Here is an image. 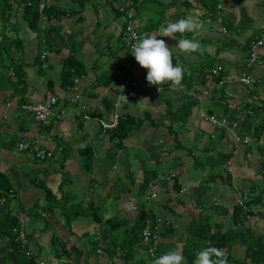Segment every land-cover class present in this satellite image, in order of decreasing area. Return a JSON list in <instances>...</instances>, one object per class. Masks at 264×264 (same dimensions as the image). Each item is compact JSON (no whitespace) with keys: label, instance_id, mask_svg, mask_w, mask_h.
Segmentation results:
<instances>
[{"label":"crops","instance_id":"obj_1","mask_svg":"<svg viewBox=\"0 0 264 264\" xmlns=\"http://www.w3.org/2000/svg\"><path fill=\"white\" fill-rule=\"evenodd\" d=\"M50 1L55 2H45ZM91 1L83 8L66 3V15L49 22L43 19L38 32L27 29L17 12L11 16L12 29L7 30V35L17 33L21 39V44H15V60L24 71V102L52 93L58 97L55 114L80 110L108 120L116 94L123 91L127 100L120 107L121 117L140 119L121 141L112 138V129L102 132L96 121L84 122L74 114L62 120L54 115L48 125L36 126L20 107L14 81L5 86L0 81V171L12 184L9 197L14 203L8 206L25 218L36 259L47 264H152L166 251L178 249L186 264H192L185 246L192 226L200 232L197 226L205 220L210 233H249L245 241L242 234L234 235L230 240L234 243L221 248L237 260L233 264H242L247 247L259 238L264 242V210L239 224L232 215L239 195L253 200L259 193L264 199V43L259 46L262 64L245 61L249 40L264 36V0H218L220 12L214 19L198 7L186 10V17L204 23L191 38L200 42V51L181 52L175 46L177 39L157 37L171 48L173 65L184 70L190 60L212 58L228 95L221 99L216 83L208 81L209 92L200 101L190 94L193 88L204 87L197 83L188 90L183 84L168 89L171 82L150 85L147 69L138 64L123 37L118 39L123 36V21L110 18V10L103 8H109L105 0ZM70 9L77 13L69 14ZM171 12L162 24L148 30L149 35H159ZM73 50L85 68L73 86L64 87L63 60ZM241 72L253 76L255 83L226 82ZM8 74L14 77L12 69ZM133 81L147 87L130 89ZM185 94L197 103L185 122L173 121L166 111L180 107ZM250 103L257 108L246 106ZM200 104L207 113H228L236 121L234 129L209 125L198 114ZM256 126L263 128L259 138L252 134ZM235 133L249 135L251 140L235 144ZM23 139L51 150L56 159L38 160L29 149H18ZM146 180L153 181L152 188L149 182L144 186ZM152 192L156 197L147 199ZM146 202L157 235L151 244L154 256L148 253L150 240L144 242L136 232V220Z\"/></svg>","mask_w":264,"mask_h":264},{"label":"trees","instance_id":"obj_2","mask_svg":"<svg viewBox=\"0 0 264 264\" xmlns=\"http://www.w3.org/2000/svg\"><path fill=\"white\" fill-rule=\"evenodd\" d=\"M61 1L62 4L60 3ZM88 1L90 0H55L54 3L53 1L45 2L43 7L40 8V0H0V62L2 63V65L6 62V66L10 70L12 69L14 73V92L15 95L17 93V95L19 96L20 106L22 103H24V99L22 98L25 93V87L23 86L24 80L22 79L24 71L22 70L21 64L17 63L15 60L17 58V56L15 57V49L17 48L15 44H21V39L17 36V33L7 35V30H11L13 27L11 26V24L7 25L11 21V16L17 12H20V17L25 22L26 28L32 32H38L42 29L41 22L43 21V19H45L46 22H49L53 19H60L62 16L66 15V9H64V5L66 3H75L77 6H79V8H83ZM105 2L109 3V10L113 12L116 17L120 14H125V11L129 9L134 10V16L137 18L146 16L147 24L145 28L147 31H151L152 29L162 24L167 12L170 10L172 11L169 14L170 21L173 22L180 18L186 17V10L193 7L203 9V11L210 14V17L213 19L217 18V14L218 12H220L218 0H105ZM116 2L121 3L119 6H123V11H120L119 8L116 7ZM76 13L77 10H69V14L71 15ZM125 23L126 20H124L122 23L123 28ZM47 30L48 28L46 27L45 31ZM183 35L185 38L191 39L193 33H184ZM122 37L123 36L119 35L118 39H122ZM175 37L178 40L179 38H181V34L177 33L175 34ZM44 38V40L50 41L49 37L45 36ZM123 47L124 46H121V48ZM12 49H14V51L11 53ZM3 50H6L7 52L9 51V53L3 55ZM203 58L204 59L201 60L199 65L194 64L188 66L187 69H185L181 84H183L187 90L191 89L193 87V84L195 83L199 84L200 86H206L208 81V74L211 76V83H216L221 80L223 76L221 72H217V74L211 73V69H213V63L211 61L212 58L207 55ZM84 68L85 67L82 62L77 59L75 51H71V53L68 54L63 60V67L61 69L62 85L64 87L73 86L75 84V77L81 76ZM110 81L111 79L107 82V84L110 83ZM218 88L221 99L224 100L226 96L225 89H223L222 87ZM196 103L197 102L193 98L187 97V95L185 94V99L182 102L181 106L173 111L167 110L166 114L173 121L180 120L185 122L191 115V109L192 107H194V105H196ZM110 105L111 104L108 102L107 107H110ZM246 106L250 107L252 110H255L257 108V105L253 103H250ZM139 120V118H135L129 115L121 117L118 126L111 130L112 138H116L118 141L126 138L131 129H133L135 122ZM141 123L142 121H140V124ZM243 126L244 124H242L241 128ZM262 129L263 128H259L258 126L254 127V130H252L253 136H255V138H259L261 132L263 131ZM246 131H249V128H246ZM223 155L226 156V158L230 157V155L227 154ZM87 160H89V157ZM198 161L199 160L197 159L196 166H198ZM223 161H225V157L220 161V164L224 163ZM261 166L264 169V160L261 163ZM219 171L223 172L224 170L220 169ZM219 175L221 176L222 174L219 173ZM227 176L228 178L230 177L228 172ZM213 178H215L214 173ZM149 181L146 180L144 186ZM11 189L12 184L8 176L0 171V198L5 196L6 192L4 191H7V197H5L4 205L0 204V264H36L35 258L38 256V254L35 253L33 254V256H27L25 253L26 249L24 250L20 242L15 239L13 228L18 224V213L12 211L8 206L12 199L8 196V191ZM47 195L49 194L47 193ZM247 203L250 206L254 204L263 206L264 199L260 197L258 193L255 197H253V200H248ZM31 212L35 213L36 211L32 209ZM232 215L234 217L235 224L241 223L242 220L246 218L245 212L237 203H235V206L233 207ZM147 220L151 222V219L148 217V210L145 209V207H143L142 205L136 220V225L138 226L136 232H140L141 238V230L145 226ZM200 222L201 223L197 226L198 229L200 228V232L195 230V226H192L190 231L191 237L189 238V241L185 246L187 261H189L188 263L193 264L196 253L204 247L215 246L218 248H222L224 246H227L229 248L232 243H234L233 241H230L234 238V235L242 234L241 237L243 241H245L250 236L249 233H235L234 230L227 233H222L220 231L210 233L209 223L205 220H202ZM27 238L28 240L30 239V236L28 234ZM259 239L260 241L256 240L247 247V257L246 260L244 259L242 261V264H264V242L261 240V238ZM153 240L154 239L152 238L150 239V245L153 243ZM134 241H136V239ZM224 251L227 253L228 264H233L237 261L230 255V252L227 249Z\"/></svg>","mask_w":264,"mask_h":264},{"label":"built area","instance_id":"obj_3","mask_svg":"<svg viewBox=\"0 0 264 264\" xmlns=\"http://www.w3.org/2000/svg\"><path fill=\"white\" fill-rule=\"evenodd\" d=\"M46 0H40V8L43 7ZM116 7L119 8L120 11H123V6L117 5ZM134 10L129 9L125 11V20L126 23L124 25L122 34L123 39L126 48L131 51V45L136 42L134 37H140L145 34L149 35V32L146 30V21L142 18H137L134 16ZM264 43V36H259L251 39L248 44V55L245 58L246 62H249L250 64L256 63L257 65L262 64V60L259 58V46H261ZM218 70L216 68L211 69V73L217 74ZM208 81H210L211 76L207 75ZM207 81V82H208ZM223 79L216 82V87H222L223 85ZM237 81L241 83L242 85H252L255 83V78L251 76L250 74L246 72H241L236 79L232 80H226V82H233ZM224 86V85H223ZM147 87V84L144 82H138L133 81L131 86H129L130 89L140 90ZM161 88V87H160ZM175 88V87H174ZM180 88H182L180 86ZM159 88H157L158 90ZM168 89L173 90V87L168 86ZM210 87L204 86L200 88H194L190 92V94L196 98V100L200 101L202 99L203 95H207L209 92ZM225 94L228 95V92L225 89ZM123 95L125 96V92H118L115 96V100L112 102L111 106V117L108 120H105L97 115H90L87 113H82L80 110H76L74 113H66L60 111L58 114H55L54 108L57 105L58 97L55 94L49 93L42 97L39 100L36 101H26L21 104V109L29 114L31 120L36 126H46L49 124V121L52 116L55 115L57 120H62L64 118L69 119L71 116H80L81 119L84 122H87L89 120H94L97 122V124L100 126L102 132H106L107 130L114 129L118 126L119 120L121 118L120 113V107L124 104L125 100L123 98ZM75 98L78 99L79 95L76 94ZM232 106V105H231ZM74 114V115H72ZM198 114L201 119L206 121L209 125L221 129H234L236 125V121H232L229 119L228 113L221 115H217L216 113H207L203 106L200 104L198 107ZM234 143L240 144V143H246L251 140V137L249 135H238L234 134ZM18 149H29L31 152H33V155L38 160H50L54 161L56 159L53 152L49 149H45L42 147L34 146L33 144H30L28 141H25L24 139L21 140L18 143L17 146ZM230 163V161L228 162ZM230 169V168H229ZM163 176H161L162 178ZM153 181L149 182V188H152ZM12 193V190L9 191V194ZM156 194L154 192L150 193L147 196V199L155 198ZM248 199L245 196L239 195L236 203L242 208V210L245 212V217L249 219L251 216L258 214L259 212H262L264 210L263 206H250L247 203ZM5 198H0V204H4ZM148 202L144 204L145 209H147ZM26 220L22 216V214H18V224L13 228V232L15 234V239L20 242L22 248H24L25 253L27 256H33L35 254L31 248L28 246V238H27V232H26ZM142 239L144 242H148L151 238H156V234L154 233L152 229V224L149 220L146 221L145 226L142 228ZM149 243V242H148ZM146 243V244H148ZM150 245V244H148ZM148 253L150 256H154V248L153 246H149ZM36 264H45V262L40 261L39 259H36Z\"/></svg>","mask_w":264,"mask_h":264},{"label":"clouds","instance_id":"obj_4","mask_svg":"<svg viewBox=\"0 0 264 264\" xmlns=\"http://www.w3.org/2000/svg\"><path fill=\"white\" fill-rule=\"evenodd\" d=\"M204 28V23L189 15L176 21L166 22L162 25L157 34H145L140 37H134L135 43L131 45V54L138 64L147 69L146 80L150 85H162L165 82H171V87L181 84L184 68L175 63L173 65L171 48L164 39H158V36L170 37L176 39L175 34H181L178 43L175 45L181 52L192 53L201 50V44L198 40L184 37V33H196ZM161 91V88L158 89ZM123 98L127 100L126 96ZM152 264H186L185 258L178 250L166 251L158 258L154 259ZM193 264H228L227 253L218 247L208 246L196 253Z\"/></svg>","mask_w":264,"mask_h":264},{"label":"rangeland","instance_id":"obj_5","mask_svg":"<svg viewBox=\"0 0 264 264\" xmlns=\"http://www.w3.org/2000/svg\"><path fill=\"white\" fill-rule=\"evenodd\" d=\"M118 2H116L115 4H117ZM94 6H97L96 5V3H92ZM69 5V4H68ZM75 5V7H78L76 4H74ZM103 8H105L106 10H108L109 11V8L106 6V7H103ZM171 11V10H170ZM96 13L98 14V15H101V11H100V9L97 7L96 8ZM107 14H109L110 15V18H113V19H115L116 20V22H122V21H124L125 20V15L124 14H120L119 16H117V17H114L113 15H114V13L113 12H111V11H109V12H107ZM156 17H157V15H156ZM141 18H143L145 21H146V16H143V17H141ZM147 24V23H146ZM7 25H10V23H8ZM96 27V26H95ZM99 27H101V25H99ZM94 30V29H93ZM93 34L94 35H97L98 34V27L95 29V31L93 32ZM84 40H85V38H84ZM77 41H79V40H77ZM105 44V43H104ZM10 50H11V47H10ZM13 52V51H12ZM11 52V53H12ZM7 53H9V51L7 52L6 50H3V55H5V54H7ZM15 54V53H14ZM202 59H204V58H202ZM202 59H198V60H193L194 61V63H193V61H189L191 64H190V66L191 65H194V64H196V65H199V63L201 62V60ZM212 61V63H213V60H211ZM247 64H249V62H246ZM252 65H257L256 63L254 64V63H252ZM9 68L6 66V62L3 64V65H1V69H0V81L2 82V85H7V84H9V83H12L14 80H15V78L14 77H11L9 74ZM202 156H204V155H202ZM200 161V160H199ZM10 191V190H9ZM9 191H8V196L10 195L9 194ZM4 192H6L5 193V196H3L2 198H5V197H7L6 195H7V191H4ZM12 202V204L14 203V200H12L11 201ZM11 202H10V204H11ZM11 204V205H12ZM1 205H4V204H1ZM28 246H29V248H32L31 246H30V242H28ZM45 264H47V263H45Z\"/></svg>","mask_w":264,"mask_h":264},{"label":"bare ground","instance_id":"obj_6","mask_svg":"<svg viewBox=\"0 0 264 264\" xmlns=\"http://www.w3.org/2000/svg\"><path fill=\"white\" fill-rule=\"evenodd\" d=\"M232 132V131H231Z\"/></svg>","mask_w":264,"mask_h":264}]
</instances>
